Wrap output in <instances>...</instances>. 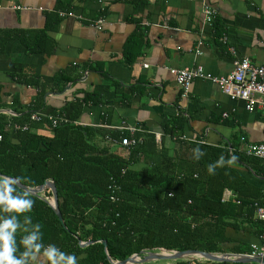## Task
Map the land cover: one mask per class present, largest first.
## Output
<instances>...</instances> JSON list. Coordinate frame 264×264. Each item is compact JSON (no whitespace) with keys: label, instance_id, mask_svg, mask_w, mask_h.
Instances as JSON below:
<instances>
[{"label":"crops","instance_id":"1","mask_svg":"<svg viewBox=\"0 0 264 264\" xmlns=\"http://www.w3.org/2000/svg\"><path fill=\"white\" fill-rule=\"evenodd\" d=\"M57 1L0 0V114L15 116L12 109L27 110L42 90L44 114L62 110L81 91L95 92L104 104L86 108L79 123L94 130L89 133H95L93 138L99 143L96 132L136 127L137 132L161 135L171 151L175 138L164 135L163 130L164 123L175 119H183L181 135L188 142L215 147L228 144L239 153L264 143V114L259 109L248 111L243 101L231 100L202 79L194 80L183 96L171 72L202 67L207 75L226 76L243 58L264 66V0H208L217 13L212 25L203 20L200 0H141L146 6L137 12L131 5L136 0H72L71 11L58 12L60 23L46 33L52 45L48 52H30L24 41L34 45V34L45 29L47 15L56 11ZM16 6L20 8L14 9ZM100 11L106 16L97 28L94 22L99 18L93 19ZM137 33L143 38V47L133 63L126 65L124 47ZM222 37H226L225 44ZM71 65L77 66L82 77L63 92H51L49 81ZM23 76L38 78V88L22 84L17 77ZM110 82L118 83L119 93L128 99L116 96ZM132 88H139L138 93L132 94ZM104 112L110 115L107 125L102 123ZM144 167L139 163L133 169ZM236 169L247 185L243 192L225 190V202L240 205L258 197L254 204H264V170L258 165L256 175L245 166ZM246 215L235 228L226 229L222 250L211 253L225 258L224 262L194 257L182 263L159 260L142 264H260L250 254L262 246L263 224L258 221L254 226V212L251 218ZM45 261L41 254L33 264Z\"/></svg>","mask_w":264,"mask_h":264},{"label":"trees","instance_id":"2","mask_svg":"<svg viewBox=\"0 0 264 264\" xmlns=\"http://www.w3.org/2000/svg\"><path fill=\"white\" fill-rule=\"evenodd\" d=\"M71 3L72 0L57 1L56 11L47 15L45 29L34 34V45L24 41L30 52H48L52 45L46 33L57 28L61 21L58 12H70ZM131 5L135 12L146 6L141 0L131 1ZM105 16V11H100L93 20ZM143 44L139 33L129 38L123 53L126 65L140 55ZM81 77L82 72L71 65L49 81L53 86L49 90L63 92ZM17 79L25 86H39L36 77ZM110 86L116 96L128 99L123 92L119 93L118 83L110 82ZM138 90L132 88L131 93ZM44 95L45 90L39 91L27 110L12 109L15 116L0 114V175L20 177V183L31 189L46 181L55 186L58 208L68 231L48 204L51 190L45 188L38 196H32L17 187L18 193H26L34 201L31 211L19 214V220L24 225L25 216L31 217L29 230L36 223L41 225L45 247L55 244L66 253L83 256L78 264H110L107 257L117 264L135 254L144 256L160 250L211 254L222 250L227 228H235L245 213L251 218L255 212L253 204L258 197L240 205L222 202V197L225 190L243 192L244 184L247 185L236 169L238 165L258 175V165L264 170L263 159L239 153L228 144L215 147L183 140V119L164 123V135L175 138L171 151L162 139L158 142L155 135L142 132L132 135L128 131L96 132L100 143H104L101 145L94 140L95 133H89L95 131L79 123L86 108L104 104L100 94L81 91L62 110H52L51 115L64 114L68 119L55 128L46 118L38 122L30 120L32 113L44 114ZM109 116L104 112L103 124L109 123ZM14 125L27 126L28 131H16ZM122 138L132 139L136 144L120 148L114 142ZM197 146L204 151L200 160L193 158ZM233 155L237 157L235 161L217 167L215 174L208 173L209 164L221 156L230 160ZM139 163L146 167L133 169ZM112 182L120 188L117 202L110 200ZM254 226H258V220ZM26 234L23 229L17 230V255L24 250L21 238ZM77 239L94 243L81 248ZM100 241L106 242L105 248Z\"/></svg>","mask_w":264,"mask_h":264},{"label":"built area","instance_id":"3","mask_svg":"<svg viewBox=\"0 0 264 264\" xmlns=\"http://www.w3.org/2000/svg\"><path fill=\"white\" fill-rule=\"evenodd\" d=\"M201 1V12L203 15V20L205 23L212 25L216 19V11L210 6L208 0ZM16 6L14 9H19ZM65 16V14H60ZM71 15V14H68ZM104 22V18H99L94 22L97 28H100ZM220 41L225 44L226 37H222ZM230 52H233L232 48H229ZM175 75V82L177 86L181 89L183 96L188 93L191 83L196 79L207 80L212 84L216 85L217 88L228 96L231 100H241L245 103L246 109L248 111H253L254 109H259L264 114V66L256 65L250 62L248 59L243 58L235 63L233 71L226 76H210L204 72L202 67H197L194 69H183L177 71H171ZM227 116L226 114L223 115ZM42 118H46L53 128L58 125L68 121L64 114L53 116L51 114L42 113H32L30 115L31 121H40ZM9 128V126H7ZM13 129L28 131L27 126L14 125ZM130 135L137 132L136 127L126 128ZM162 139L161 135L156 136V140L160 142ZM2 140V135L0 133V141ZM120 148L126 149L130 146H134L136 142L129 138H122L119 141H115ZM248 156H255L257 158L264 160V143L257 145H250L246 150ZM109 189L111 190L110 200L112 202H117L116 193L119 192L120 188L115 182H112ZM227 196L223 195L222 202H225ZM238 203V202H237ZM255 218L263 224V231L261 233L260 239L262 246L258 249L255 248L250 254L251 258L263 260L264 259V204L258 205L254 204ZM47 247V246H46Z\"/></svg>","mask_w":264,"mask_h":264},{"label":"clouds","instance_id":"4","mask_svg":"<svg viewBox=\"0 0 264 264\" xmlns=\"http://www.w3.org/2000/svg\"><path fill=\"white\" fill-rule=\"evenodd\" d=\"M203 155L204 151L199 146L193 149L195 160H200ZM236 159L235 155L230 160L221 156L216 162L208 165L207 171L209 174H215L217 167L230 164ZM20 180L17 176L0 175V264H33L41 254L46 258L45 264H78L75 253H66L55 244L45 247L42 243L41 225L36 223L32 225L31 230L27 227L31 224V217L25 216L24 225L21 224L19 214L31 211L34 201L28 194L17 192ZM18 229L27 233L21 238L24 250L20 255H17Z\"/></svg>","mask_w":264,"mask_h":264},{"label":"water","instance_id":"5","mask_svg":"<svg viewBox=\"0 0 264 264\" xmlns=\"http://www.w3.org/2000/svg\"><path fill=\"white\" fill-rule=\"evenodd\" d=\"M17 187L20 188L21 190L31 194L32 196H38L45 188H48L49 190H51L52 198L48 204L52 208L54 214L58 218L62 227L68 231V229L66 228V225L64 223L63 217L60 213V210L58 208L57 191H56V188L53 185V183L46 181V182H44L43 185H41L35 189H31L29 187H26V186L22 185L21 183H19V185ZM77 240H78V244L80 247H87V246L94 243L92 241L82 242L80 239H77ZM100 243L104 246V248L106 247L105 241H100ZM194 257L211 258V259L218 261V262L226 261V259L221 257V256H214L213 254H210V253L194 251V250L183 251V252H173V253L160 250L159 252L145 253L144 256H142L141 254H135V255H133V256L127 258L126 260L121 261L117 264H142V263H146V262H153V261H159V260H184V259H189V258H194ZM107 260L110 264H116V263L112 262L110 257H107ZM240 260H243V259L241 258ZM255 261L257 263L264 264V261H262V260H256L255 259Z\"/></svg>","mask_w":264,"mask_h":264}]
</instances>
